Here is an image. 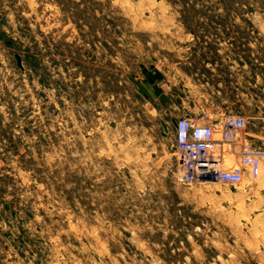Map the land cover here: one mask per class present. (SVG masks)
Returning <instances> with one entry per match:
<instances>
[{
	"label": "rangeland",
	"instance_id": "rangeland-1",
	"mask_svg": "<svg viewBox=\"0 0 264 264\" xmlns=\"http://www.w3.org/2000/svg\"><path fill=\"white\" fill-rule=\"evenodd\" d=\"M221 113L260 176L183 183ZM0 264H264V0H0Z\"/></svg>",
	"mask_w": 264,
	"mask_h": 264
},
{
	"label": "built area",
	"instance_id": "built-area-1",
	"mask_svg": "<svg viewBox=\"0 0 264 264\" xmlns=\"http://www.w3.org/2000/svg\"><path fill=\"white\" fill-rule=\"evenodd\" d=\"M246 127L244 116L227 113L203 123L190 116L178 119L174 137L182 160L181 181L185 184L220 182L236 187L245 176L258 178L261 154L249 142L240 141Z\"/></svg>",
	"mask_w": 264,
	"mask_h": 264
}]
</instances>
